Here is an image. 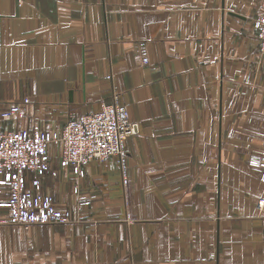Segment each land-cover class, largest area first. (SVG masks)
I'll return each instance as SVG.
<instances>
[{
	"label": "crops",
	"instance_id": "1",
	"mask_svg": "<svg viewBox=\"0 0 264 264\" xmlns=\"http://www.w3.org/2000/svg\"><path fill=\"white\" fill-rule=\"evenodd\" d=\"M263 1L0 0V108L29 98L0 126L50 132L43 187L71 213L0 223V264H264ZM115 92L140 124L125 173L63 166L66 122Z\"/></svg>",
	"mask_w": 264,
	"mask_h": 264
},
{
	"label": "built area",
	"instance_id": "2",
	"mask_svg": "<svg viewBox=\"0 0 264 264\" xmlns=\"http://www.w3.org/2000/svg\"><path fill=\"white\" fill-rule=\"evenodd\" d=\"M256 25L259 47L264 54V1ZM141 59L148 60L144 55ZM28 102L29 98L23 97L0 108V118L21 115ZM139 132V122L131 119L119 93L115 92L113 101L102 109L66 122L58 138L61 164L81 168L92 160L117 157L125 173L127 138ZM52 140L44 128L0 126V208L7 210V217L0 219V223L28 226L70 221V211L62 209L42 183L50 169ZM249 163L262 169L260 178L264 182V155L251 154ZM258 208L264 211V197L258 200Z\"/></svg>",
	"mask_w": 264,
	"mask_h": 264
},
{
	"label": "rangeland",
	"instance_id": "3",
	"mask_svg": "<svg viewBox=\"0 0 264 264\" xmlns=\"http://www.w3.org/2000/svg\"><path fill=\"white\" fill-rule=\"evenodd\" d=\"M250 156H251V155H250ZM250 156H249V157H250Z\"/></svg>",
	"mask_w": 264,
	"mask_h": 264
}]
</instances>
